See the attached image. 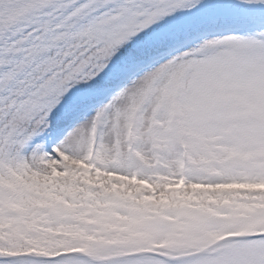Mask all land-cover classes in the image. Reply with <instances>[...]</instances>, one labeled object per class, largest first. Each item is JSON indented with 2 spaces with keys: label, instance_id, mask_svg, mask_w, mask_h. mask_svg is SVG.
<instances>
[{
  "label": "snow or ice",
  "instance_id": "snow-or-ice-1",
  "mask_svg": "<svg viewBox=\"0 0 264 264\" xmlns=\"http://www.w3.org/2000/svg\"><path fill=\"white\" fill-rule=\"evenodd\" d=\"M0 264H264V0H0Z\"/></svg>",
  "mask_w": 264,
  "mask_h": 264
}]
</instances>
